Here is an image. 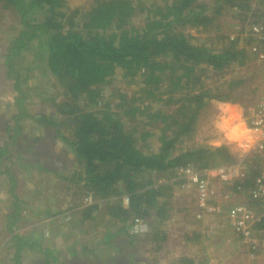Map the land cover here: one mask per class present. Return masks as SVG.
<instances>
[{
  "label": "trees",
  "instance_id": "trees-1",
  "mask_svg": "<svg viewBox=\"0 0 264 264\" xmlns=\"http://www.w3.org/2000/svg\"><path fill=\"white\" fill-rule=\"evenodd\" d=\"M254 1L0 0L1 11L19 17L18 27L0 24V72L11 90L0 105V197L6 190L8 203L0 204V264H140L145 242L166 241L159 232L174 213L168 179L176 168L238 162L225 144L186 141L206 104L243 102L240 68L246 49L258 58L254 39L239 49L234 32L219 34L220 21L238 6L264 25V0ZM191 27L216 33L221 47ZM117 80L138 90L117 88ZM48 137L73 159L44 148ZM254 152L230 186L252 203L264 174V156ZM134 216L148 222L146 235L129 233ZM174 264L204 261L182 255Z\"/></svg>",
  "mask_w": 264,
  "mask_h": 264
},
{
  "label": "rangeland",
  "instance_id": "rangeland-1",
  "mask_svg": "<svg viewBox=\"0 0 264 264\" xmlns=\"http://www.w3.org/2000/svg\"><path fill=\"white\" fill-rule=\"evenodd\" d=\"M209 1V0H207ZM254 0H252L253 2ZM72 2L74 3V5L79 6H85L88 7L89 4H91L92 0H72ZM251 2V3H252ZM213 2L211 1L210 4H212ZM255 6V1L252 3ZM226 8V7H225ZM229 8V9H228ZM2 12V13H1ZM247 13V15H246ZM250 15V11L248 12L246 10L245 7H238L235 6L234 8L232 7H227V10H225V12L223 13V16L221 17V30L219 31V34H223L226 36V31H229L228 35L230 36L232 34V32H234V34L237 36V38H239L238 41V48L242 49V48H247L245 47V39L244 36L240 34V28L242 27V23L247 22L248 20H252L253 18H251ZM1 22L4 23H8L12 26L18 27L19 24V17L18 15L15 14V12H11L10 14L8 13V15L6 14V12L2 9L1 11V7H0V24ZM188 32H190L191 34H193L194 36H198L201 39H206L208 36L212 38L211 43H209V45H212L213 47L220 48L221 47V39H219L215 34L208 33V32H198L196 31L195 28H189ZM211 34V35H210ZM225 44V43H224ZM248 51V54L250 55V58H246V64L240 68L242 74H245L247 80L242 83V87H244V92H243V96H242V100L243 102L238 104V103H231L233 104L230 105L229 107H227L226 105L222 106L223 103L227 104L229 102H221V101H211L210 104H206V106H204L201 110H200V114H199V121H198V125H197V131L193 137V139H190L188 141H186V145H201V144H209L212 146H219L222 145L220 142H226L229 140V137L231 134H233L234 130H237V120H236V111L237 109H242L243 110V115L244 117L247 119V123H248V127H249V119L251 116V112L253 110V105L254 102H257V100L263 96L264 94V61L260 60L259 58H253V55L251 53H249V50L246 49ZM1 62V60H0ZM232 69L238 70V67H233ZM230 69V70H232ZM237 73V72H235ZM211 74V73H210ZM214 74V75H213ZM210 76V79L208 80L209 83L214 84V82H218L217 79H215V73H213ZM0 105L2 104L3 106H5L8 102H9V98L11 96V90L10 87L7 86L5 87L3 84V73L0 72ZM36 80H34L35 82ZM208 83V82H207ZM115 86L117 88H122L123 90H126L128 93H133L135 91H137L138 86L136 84H128L126 83V80H117V82L115 83ZM44 102V101H42ZM46 103V102H44ZM230 104V103H229ZM48 104H43V107H46ZM39 105H35V107H38ZM222 109H226V116H224L223 119V130L226 132H221L219 131V129L222 127H218L217 121L219 120L217 114H216V110L219 111ZM136 125V122L133 124ZM250 128V127H249ZM238 132V131H237ZM254 133H251L252 135V141L254 139L255 136H253ZM237 135L239 136V141L242 143H248V139H247V134L239 132L237 133ZM52 136V135H49ZM51 142V143H50ZM215 144H219V145H215ZM251 144V143H250ZM51 146L52 151L58 150L62 153H65V150H63V146L62 145H56L53 144V139L51 141V137H48L47 141L44 142L43 147L47 148ZM252 145H250L247 150L244 149H239L237 146V143H235V145H233L230 148L232 153L235 156V159H245V156L248 155H255V150L251 147ZM62 153V154H63ZM66 159L68 161L72 160L73 156L70 155L68 156L67 154L65 155ZM177 179V177H176ZM177 181L179 182V180L177 179ZM218 180H214V183L217 182ZM173 186V185H172ZM176 186V184H175ZM65 188H62V190H58V194H62V192H64ZM1 192H3L1 194V203L3 209H6L8 206L7 200H6V190H1ZM186 191H182L181 194H185ZM78 194V193H77ZM81 194V193H79ZM236 196L235 194L232 195L231 197ZM233 201V200H231ZM171 203V201H170ZM174 204H176V202H173ZM237 205V204H236ZM257 207H261V205L259 204H254V209ZM182 208V206H181ZM258 210V209H257ZM152 218V217H151ZM168 222V221H167ZM175 225L173 224V221H171L169 224L167 223L166 226L160 230H162L161 232H159L160 235L165 234V232H168V230H170L171 228H173ZM178 227H180L179 225H177ZM116 227V226H113ZM175 227V228H178ZM164 231V232H163ZM143 236V235H142ZM194 245H192V247L189 248V252L188 254H190V256L198 257L201 258L202 254L199 253L198 248H200L199 245V241L198 238L194 239ZM172 246L170 245V241L166 240L164 242L162 241H156V242H145L142 246V249L140 251L141 256L143 258V260L141 261L140 264H153L156 261H159L160 264H173L174 263V257L176 254L175 253V248L178 247V242L177 240H172ZM158 245H162L163 249L156 251ZM170 246V247H169ZM169 248V249H168ZM236 251V250H235ZM223 256L224 259L227 260H231L234 264L235 262L238 264H250L249 260L247 258H243L241 256V254L237 253V256H234V253H225V254H221ZM234 257L237 260H234ZM242 257V258H241ZM241 258V259H240ZM197 259V258H196ZM258 259H262V258H258ZM243 262V263H242ZM212 264H220L219 261L214 260L212 262Z\"/></svg>",
  "mask_w": 264,
  "mask_h": 264
},
{
  "label": "built area",
  "instance_id": "built-area-1",
  "mask_svg": "<svg viewBox=\"0 0 264 264\" xmlns=\"http://www.w3.org/2000/svg\"><path fill=\"white\" fill-rule=\"evenodd\" d=\"M260 6V5H258ZM257 6V7H258ZM264 12V2L261 5ZM240 34L245 38L251 37L254 41L251 43V50L257 54L260 60L264 61V48L260 44L264 41L263 23H254L248 20L240 28ZM235 35V34H234ZM231 34V38L235 36ZM249 127L252 129L254 137L251 147L260 155L264 156V94L260 97L257 104L253 107L249 119ZM246 163L244 159H238V162L226 167L209 168L196 170L192 165L180 166L176 168V177L183 180L179 184L181 190H193L196 193L198 209L196 218L202 219L206 214L217 213L223 210L220 206L221 200L217 198L221 187L214 184L218 180L221 186L234 184L235 181H242L246 175ZM259 180L258 188L252 192L253 200L264 207V183ZM85 202H93V196H86ZM128 199L124 198L127 204ZM227 217L234 233L239 237L241 244L247 248L250 259L264 258V228H258V223L264 217V211L260 212L256 208L239 203L223 211ZM147 226L146 231H138V228ZM150 231L148 222L142 217L134 216L131 221L130 234L134 236L146 235Z\"/></svg>",
  "mask_w": 264,
  "mask_h": 264
},
{
  "label": "crops",
  "instance_id": "crops-1",
  "mask_svg": "<svg viewBox=\"0 0 264 264\" xmlns=\"http://www.w3.org/2000/svg\"><path fill=\"white\" fill-rule=\"evenodd\" d=\"M224 105H226L227 107H229L230 105L233 106V104L231 103H223L222 106ZM226 113V109H219V111L216 110V114L219 118V120L217 121L218 127L222 126L219 129V131L221 132H226L223 130V119L224 116H226ZM220 143L225 144L230 148V145L232 147L236 142H230V140H228L226 142ZM231 149L232 148H230V150ZM177 179L176 175L168 179L170 185H173V195L170 197V205L173 206L172 212H174L172 218H170V220L168 221V224L173 221V224L175 226L168 230V232H165L166 240L170 241L171 246L173 243L172 240H177L179 245L175 248L174 254L176 255L174 257V260H176L178 256L182 255L194 258L193 256H190L188 252L189 248L194 245V239L198 238L200 245V248H198V250L199 253L202 254L201 258L199 259L204 261V264H212L214 260L219 261L220 264H234L231 260L223 258L221 254L225 253H234V256H237V253L241 254L243 258H247L249 260L250 264H264V258L250 259L248 257L247 248L241 244L239 237L234 233L227 217H225L223 213V211L228 210L230 207L236 204L243 203L246 205H251L255 202H249L244 198L241 200L238 196L231 197L232 195H234V193H232V188H230L231 185L228 186V184L221 186L219 184V181H217L214 184L221 187L217 198L221 200L220 206L223 208V210L217 213L206 214L202 219L198 220L195 218V214L198 209L196 193L193 190H190L185 194H181L184 190H181V188L179 187L180 180L178 183ZM173 202H176V204H174ZM251 207H254V205H252ZM177 225H179L180 227H178ZM196 258L198 259V257H195L194 259ZM234 260L237 259L234 257ZM235 264L238 263L235 262Z\"/></svg>",
  "mask_w": 264,
  "mask_h": 264
},
{
  "label": "clouds",
  "instance_id": "clouds-1",
  "mask_svg": "<svg viewBox=\"0 0 264 264\" xmlns=\"http://www.w3.org/2000/svg\"><path fill=\"white\" fill-rule=\"evenodd\" d=\"M236 120H237V130L230 135L229 140L230 142H236L239 148L247 150V148L250 146V143L252 142L251 133L253 130L248 127L247 119L244 117L242 109H237ZM237 131L247 134L248 143H242L239 141V136L237 135ZM137 230L146 231L147 226L144 225L142 228H138Z\"/></svg>",
  "mask_w": 264,
  "mask_h": 264
}]
</instances>
